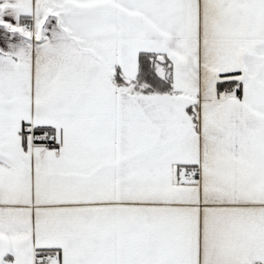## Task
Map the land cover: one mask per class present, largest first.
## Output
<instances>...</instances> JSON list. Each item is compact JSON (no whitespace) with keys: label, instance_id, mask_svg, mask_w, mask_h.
Segmentation results:
<instances>
[{"label":"snow or ice","instance_id":"6c2138e0","mask_svg":"<svg viewBox=\"0 0 264 264\" xmlns=\"http://www.w3.org/2000/svg\"><path fill=\"white\" fill-rule=\"evenodd\" d=\"M0 264H264V0H0Z\"/></svg>","mask_w":264,"mask_h":264}]
</instances>
